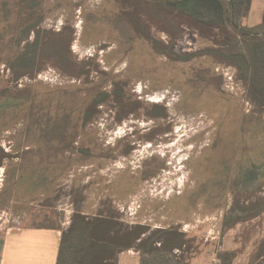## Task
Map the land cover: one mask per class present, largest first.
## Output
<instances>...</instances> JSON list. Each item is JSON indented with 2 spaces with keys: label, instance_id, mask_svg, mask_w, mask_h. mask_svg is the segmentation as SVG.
I'll use <instances>...</instances> for the list:
<instances>
[{
  "label": "rangeland",
  "instance_id": "rangeland-1",
  "mask_svg": "<svg viewBox=\"0 0 264 264\" xmlns=\"http://www.w3.org/2000/svg\"><path fill=\"white\" fill-rule=\"evenodd\" d=\"M167 10L142 0H0V72L12 103L0 109L9 154L0 234L68 228L78 207L88 215L113 207L129 224L181 226L198 240L194 264H213L218 242L221 252L235 241L251 252L264 240V214L224 226L237 203L264 206V111L230 63L205 53L213 39L176 25ZM34 24L27 42L38 30L64 33L87 73L71 77L48 63L10 82L6 63L18 50L10 40ZM62 121L64 138L50 130ZM252 167L259 180L243 186Z\"/></svg>",
  "mask_w": 264,
  "mask_h": 264
},
{
  "label": "trees",
  "instance_id": "trees-1",
  "mask_svg": "<svg viewBox=\"0 0 264 264\" xmlns=\"http://www.w3.org/2000/svg\"><path fill=\"white\" fill-rule=\"evenodd\" d=\"M142 1L167 8L170 19L176 25L178 21H186L195 26L203 37L213 39L215 50H207L205 53H214L230 63L237 70L240 79L246 83L251 103L264 111V41L249 42L235 35L226 24L224 6L220 0H186L175 3ZM230 1L237 26L248 34L264 33V6L260 10L259 21L253 22L254 0ZM27 28L15 33L10 40L18 49L17 54L6 63L11 74L10 82L17 83L27 77L35 78L48 63L71 77L81 78L87 73L85 65H78L73 58L72 39L69 36L38 30L35 40L27 42L36 25ZM3 36L5 35L1 34ZM24 42L27 43L21 48ZM167 49L164 54L172 58L178 57L174 49ZM191 57L188 56L186 60ZM6 83L0 72V109L12 105L9 87L4 86ZM60 118L68 121L69 116L63 115ZM63 121L59 124L53 123L50 130L56 127L57 134L63 127ZM58 136L64 138L66 130L61 131ZM67 147L63 144L61 149ZM8 157L9 154L0 148V169ZM259 169L252 167L245 173L242 185L246 186V182H257ZM263 214L262 204L256 203L247 207L237 203L226 218L224 226L227 230H232L238 225L258 219ZM35 227L60 228L54 224ZM198 247L197 238L183 232L179 225L153 228L148 224H129L122 220L113 207L96 215H88L78 207L70 225L62 232L57 264H119V255L130 250L139 254L140 264H193ZM255 247L249 264H264V240L256 243ZM236 257L235 251L219 252L217 264H235Z\"/></svg>",
  "mask_w": 264,
  "mask_h": 264
},
{
  "label": "crops",
  "instance_id": "crops-1",
  "mask_svg": "<svg viewBox=\"0 0 264 264\" xmlns=\"http://www.w3.org/2000/svg\"><path fill=\"white\" fill-rule=\"evenodd\" d=\"M257 1L259 7H255ZM260 1L261 4L259 5ZM260 1L254 0L253 22L259 21L260 10L264 6V0ZM65 229L66 227L62 228L61 226L59 229L37 228L35 226L11 228V231L6 234H0V264H57L62 232ZM233 247L230 251L237 252L235 264L242 258L249 260L253 254V251L238 250L239 243L237 241ZM214 256L215 252H212L210 257L213 264H215L213 262ZM127 258H130L133 264H140L139 254L134 250L121 253L119 264H129Z\"/></svg>",
  "mask_w": 264,
  "mask_h": 264
},
{
  "label": "water",
  "instance_id": "water-1",
  "mask_svg": "<svg viewBox=\"0 0 264 264\" xmlns=\"http://www.w3.org/2000/svg\"><path fill=\"white\" fill-rule=\"evenodd\" d=\"M152 3H175L186 0H146ZM224 6L225 19L228 28L239 38L244 39L249 42H262L264 41V33L259 35L245 33L237 24L235 23L234 8L230 0H220Z\"/></svg>",
  "mask_w": 264,
  "mask_h": 264
},
{
  "label": "built area",
  "instance_id": "built-area-1",
  "mask_svg": "<svg viewBox=\"0 0 264 264\" xmlns=\"http://www.w3.org/2000/svg\"><path fill=\"white\" fill-rule=\"evenodd\" d=\"M209 238H210V237H209ZM211 239H212V240H219V237H212ZM207 240H208V239H207ZM222 249H223V246L220 244V242H218V248H217V250H216V252H215V256H214V258H213V262H214L215 264H217V263L219 262V260H218V258H217V254H218L219 252H221Z\"/></svg>",
  "mask_w": 264,
  "mask_h": 264
}]
</instances>
